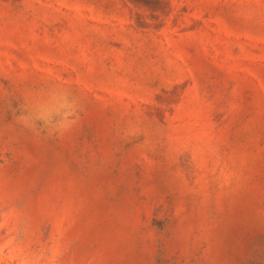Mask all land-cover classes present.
Returning <instances> with one entry per match:
<instances>
[{"label":"rangeland","instance_id":"obj_1","mask_svg":"<svg viewBox=\"0 0 264 264\" xmlns=\"http://www.w3.org/2000/svg\"><path fill=\"white\" fill-rule=\"evenodd\" d=\"M0 264H264V0H0Z\"/></svg>","mask_w":264,"mask_h":264}]
</instances>
